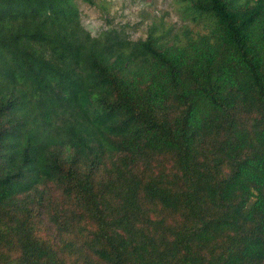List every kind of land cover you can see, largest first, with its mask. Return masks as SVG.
<instances>
[{
	"label": "trees",
	"instance_id": "16d2710c",
	"mask_svg": "<svg viewBox=\"0 0 264 264\" xmlns=\"http://www.w3.org/2000/svg\"><path fill=\"white\" fill-rule=\"evenodd\" d=\"M79 1L0 0V264H264V0Z\"/></svg>",
	"mask_w": 264,
	"mask_h": 264
},
{
	"label": "rangeland",
	"instance_id": "374dc122",
	"mask_svg": "<svg viewBox=\"0 0 264 264\" xmlns=\"http://www.w3.org/2000/svg\"><path fill=\"white\" fill-rule=\"evenodd\" d=\"M182 6L180 0H95L94 5L78 2L82 23L93 36L119 28L135 40L145 38L151 26L170 35L184 26L199 30L200 25L182 14Z\"/></svg>",
	"mask_w": 264,
	"mask_h": 264
}]
</instances>
